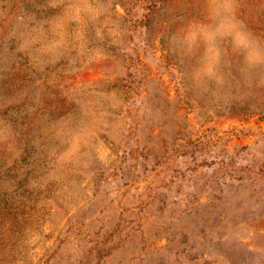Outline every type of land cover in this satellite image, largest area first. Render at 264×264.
I'll return each instance as SVG.
<instances>
[{"label":"rangeland","instance_id":"rangeland-1","mask_svg":"<svg viewBox=\"0 0 264 264\" xmlns=\"http://www.w3.org/2000/svg\"><path fill=\"white\" fill-rule=\"evenodd\" d=\"M93 3L51 48L63 4L0 0V264H264V69L193 81L203 0Z\"/></svg>","mask_w":264,"mask_h":264},{"label":"clouds","instance_id":"clouds-1","mask_svg":"<svg viewBox=\"0 0 264 264\" xmlns=\"http://www.w3.org/2000/svg\"><path fill=\"white\" fill-rule=\"evenodd\" d=\"M64 5L54 18L53 27L60 39L50 47L62 42L65 22L82 23L94 20L100 14L93 0H50V7ZM204 18L190 22L179 34H174L180 51L185 55H197L191 68L196 83L213 82L224 86L223 74L225 44L239 58L240 71L250 77L264 69V38L257 36L238 18L237 0H203ZM78 141H74L76 143Z\"/></svg>","mask_w":264,"mask_h":264}]
</instances>
